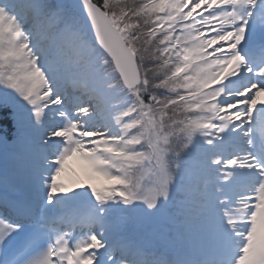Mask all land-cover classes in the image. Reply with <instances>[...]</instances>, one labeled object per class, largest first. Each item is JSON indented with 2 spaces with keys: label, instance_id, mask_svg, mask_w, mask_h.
<instances>
[{
  "label": "snow or ice",
  "instance_id": "obj_1",
  "mask_svg": "<svg viewBox=\"0 0 264 264\" xmlns=\"http://www.w3.org/2000/svg\"><path fill=\"white\" fill-rule=\"evenodd\" d=\"M0 264H264V0H0Z\"/></svg>",
  "mask_w": 264,
  "mask_h": 264
},
{
  "label": "rangeland",
  "instance_id": "obj_2",
  "mask_svg": "<svg viewBox=\"0 0 264 264\" xmlns=\"http://www.w3.org/2000/svg\"><path fill=\"white\" fill-rule=\"evenodd\" d=\"M0 161H3L2 159H0Z\"/></svg>",
  "mask_w": 264,
  "mask_h": 264
},
{
  "label": "trees",
  "instance_id": "obj_3",
  "mask_svg": "<svg viewBox=\"0 0 264 264\" xmlns=\"http://www.w3.org/2000/svg\"><path fill=\"white\" fill-rule=\"evenodd\" d=\"M4 163V162H3Z\"/></svg>",
  "mask_w": 264,
  "mask_h": 264
}]
</instances>
